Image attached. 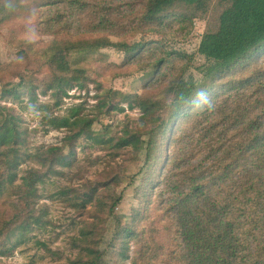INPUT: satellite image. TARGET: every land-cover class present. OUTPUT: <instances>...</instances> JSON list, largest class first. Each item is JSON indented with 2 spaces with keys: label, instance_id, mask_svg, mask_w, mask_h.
Listing matches in <instances>:
<instances>
[{
  "label": "rangeland",
  "instance_id": "rangeland-1",
  "mask_svg": "<svg viewBox=\"0 0 264 264\" xmlns=\"http://www.w3.org/2000/svg\"><path fill=\"white\" fill-rule=\"evenodd\" d=\"M122 1L128 0H118L109 15H114L121 27L115 28V32L100 28L96 34L101 37V47L72 53L71 65L81 69L83 76L59 87L47 86L45 80L51 75V69L42 53L54 39L79 37L76 34L79 25L97 23L98 16L93 10L80 11L66 0L45 6H35L34 0H21L11 17L0 26V94L6 82L16 85L21 74L25 80L21 87L16 85L17 95L0 99L29 131V151L20 160L14 183L20 184L31 168L46 173L37 180L38 191L33 199L35 213L41 217L39 223L27 229L20 224L22 215L12 224L13 230L6 241L11 251L0 256V264H63L86 257L87 250L83 247L86 243H81L85 238L83 229L94 222L97 229L91 243L98 245L99 240L100 247L106 250L105 258L116 264L118 255L115 249L112 252L110 244L114 228L118 226L113 215L101 212L95 201L86 208L72 205L73 197H82L83 192L92 188H97L100 199L107 205L111 199L122 195L115 213L120 215L124 225L130 223L136 231V235L129 236V258L124 264H179L172 253L179 245L174 213L168 210L170 189L165 190L161 184L154 194L150 190L146 197L137 194L136 186L141 179V174L137 173L143 167L144 154L135 150L133 143L145 137L153 123L140 105L131 107L117 92L154 97L162 94L166 83L174 77L198 78L200 67L206 63L200 49L201 39L205 32L213 30L224 0H211L207 12L201 16L172 19L160 30L141 21L144 0H131L135 2L130 6ZM33 30L34 36L30 34ZM108 38L130 43L154 42L152 50H144L127 59L123 50L109 45ZM22 51L27 52L21 55ZM161 56H168V61L153 74L156 60ZM260 57L251 66L264 68V54ZM248 68L240 69L233 76L247 75ZM258 79L254 84L237 88L227 85L218 105L224 106V99L227 105L247 102L251 104L247 105V117L261 113L264 110V77ZM257 99L263 102H256ZM111 102L123 108L108 109ZM220 116L217 112L213 118ZM84 117L93 119L86 126L87 133L69 144L67 136L71 132L59 125V120ZM121 136L127 138L126 148L110 149L109 144ZM50 147H60L65 154L73 150L71 162L61 160L55 162L50 171L46 170L49 164L45 162L46 151ZM240 170L241 167L234 170L231 182L227 178L231 190L239 181ZM69 189H74L76 194L71 196ZM18 205V194H3L0 217L11 218ZM247 210L255 214L250 205ZM244 227L249 228V223ZM252 246L257 249V245Z\"/></svg>",
  "mask_w": 264,
  "mask_h": 264
},
{
  "label": "trees",
  "instance_id": "trees-1",
  "mask_svg": "<svg viewBox=\"0 0 264 264\" xmlns=\"http://www.w3.org/2000/svg\"><path fill=\"white\" fill-rule=\"evenodd\" d=\"M20 1L0 0V26L11 17ZM63 1L34 0V5ZM66 1L80 11L92 9L98 20L92 25H79L77 38L54 39L42 53L44 62L51 69V75L45 80L50 87L80 80L82 71L72 67L71 54L101 47V37L96 34L100 28L114 31L121 27L115 22L114 15L109 17L118 0ZM210 1L144 0L141 21L160 30L172 19L201 16L207 12ZM122 2L130 6L135 1ZM223 3L213 30L205 32L201 39L200 49L206 63L200 67L198 78L174 77L166 83L164 92L154 97L117 92L131 107L140 105L153 123L146 136L133 143V148L144 154L143 167L137 173L141 174L137 194L146 197L149 190L154 194L161 184L165 190L170 189L168 210L174 213L179 245L172 253L179 264H264V110L247 117V105H251L247 102L227 105V99H224V106L218 105L227 85L237 88L264 77L263 66H251L264 54V0H224ZM153 42L109 39V45L123 50L127 59L144 50H152ZM24 52L27 51H22L21 55ZM167 61L168 56L159 57L153 74ZM245 67H249L247 75L233 76ZM227 77L231 78L226 83L223 80ZM20 78L16 84L19 87L24 84V74ZM16 85L6 82L0 99L16 94ZM110 108L123 107L111 102ZM217 112L221 116L213 118ZM91 121L93 119L86 117L61 118L58 124L71 132L67 136L70 144L87 133L86 126ZM232 129L235 133L230 134ZM124 146H127V138L122 136L109 144L110 149L119 151L125 149ZM28 151V128L19 122L9 107L0 103V198L5 193L7 196L19 195V205L12 217H0V256L11 251L6 241L13 230L12 224L20 216L24 215L20 224L27 229L41 219L40 214L35 213L33 199L38 191L36 182L46 173L31 168L20 184L14 183L20 160ZM73 154V150L65 154L60 147H50L46 151L45 162H49L46 170L50 171L53 164L61 160L71 162ZM238 167H241L239 181L231 190L227 178L231 182V175ZM68 191H72L71 196L76 194L74 189ZM121 200L122 195H118L107 205L100 199L97 188L72 199L73 206L82 208L95 201L101 212L108 211V216L113 215L118 226L114 228L110 244L112 252L115 249L118 255L116 264H124L129 258V236L136 235L134 227L130 223L124 225L120 215L115 213ZM249 205L255 210L254 215L247 213ZM242 216L247 219H240ZM245 223H249V228L244 227ZM87 227L83 229L85 238L81 241L86 243L83 246L87 250L86 257L63 264H112L105 258L107 253L100 247V241H97L98 245L91 243L96 223Z\"/></svg>",
  "mask_w": 264,
  "mask_h": 264
},
{
  "label": "clouds",
  "instance_id": "clouds-1",
  "mask_svg": "<svg viewBox=\"0 0 264 264\" xmlns=\"http://www.w3.org/2000/svg\"><path fill=\"white\" fill-rule=\"evenodd\" d=\"M30 34L34 36V35H35V32H34V30H33V31H31V32H30Z\"/></svg>",
  "mask_w": 264,
  "mask_h": 264
}]
</instances>
